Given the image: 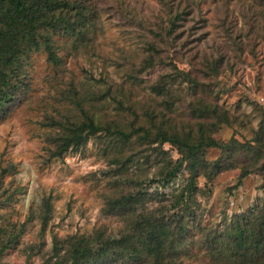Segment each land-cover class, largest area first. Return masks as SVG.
I'll use <instances>...</instances> for the list:
<instances>
[{
  "label": "rangeland",
  "instance_id": "obj_1",
  "mask_svg": "<svg viewBox=\"0 0 264 264\" xmlns=\"http://www.w3.org/2000/svg\"><path fill=\"white\" fill-rule=\"evenodd\" d=\"M70 1L83 8L86 33L75 43L73 37H55L57 66L43 51L31 54L23 94L0 117V169L13 167L0 175V188H19L0 209V225L19 226L17 244L0 256V264H49L53 235L64 239L99 229L115 233L127 220L104 210L111 197L134 186L120 179V172L128 177L134 167L123 164L134 160L141 165V177L158 168L156 144L135 137L123 143L100 133L80 150L50 157L61 134L80 123L79 101L99 124L119 129L141 126L152 133L209 135L224 142L232 137L244 146L260 134L257 156L236 146L227 169L210 183L207 176L198 178L196 194L206 229L252 208L258 207L260 215L264 0ZM219 113L229 125L217 120ZM161 149L177 157L170 145ZM222 153L207 148L204 158L212 162ZM243 167L251 173L232 189ZM45 198L51 212L42 226ZM203 232H194L198 242ZM191 252L198 258L193 262L205 264L196 248Z\"/></svg>",
  "mask_w": 264,
  "mask_h": 264
},
{
  "label": "trees",
  "instance_id": "obj_2",
  "mask_svg": "<svg viewBox=\"0 0 264 264\" xmlns=\"http://www.w3.org/2000/svg\"><path fill=\"white\" fill-rule=\"evenodd\" d=\"M83 13L79 3L70 0H0V117L23 94L31 54L43 51L47 61L57 66L61 60L56 53L59 45L55 37H73L75 43L78 37L84 36L87 24ZM183 77L193 85L196 83L185 74ZM79 102L75 105L81 115L80 123L69 133L61 134L50 157L61 158L67 151L80 150L90 137L100 133L101 137L123 143L137 138L140 143L156 144L153 150L158 156V168L141 177V165L134 160L123 164L129 167L131 163L134 167L128 177L124 171L120 172V179H128L134 186L126 194L111 197L104 212L127 223L115 233L99 229L91 235L64 239L53 235L51 253L45 263L197 264L191 260L198 259L191 252L196 248L201 263L205 264H264V203L260 215L258 207L252 208L235 214L219 228L206 229L201 226L202 214L197 211L199 201L196 200V194L200 193L198 178L207 176L210 183L213 175L227 169L236 146L257 156L259 149L255 145H262L260 134H255L244 146L232 137L224 142L209 135L192 137L165 130L152 133L141 126L119 129L99 124ZM216 118L229 125L223 114L219 113ZM164 143L176 150L175 159L161 149ZM207 148L223 153L208 162L204 158ZM113 159L116 165L118 159ZM260 167H264V159ZM11 168L12 165L1 168L0 175L10 173ZM250 173L248 168H241L232 189L240 186ZM180 177L182 180L178 181ZM261 185L264 187V181ZM18 191L17 187L0 188V209ZM41 206L40 217L45 226L51 212L48 198ZM200 230L204 232L198 242L194 232ZM18 238L19 226L15 223L8 221L0 225V256L17 244Z\"/></svg>",
  "mask_w": 264,
  "mask_h": 264
}]
</instances>
